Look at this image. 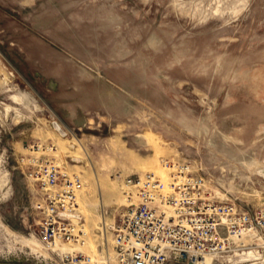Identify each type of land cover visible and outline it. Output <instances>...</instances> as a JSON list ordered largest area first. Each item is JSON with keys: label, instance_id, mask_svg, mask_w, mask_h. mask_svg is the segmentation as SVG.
Wrapping results in <instances>:
<instances>
[{"label": "rangeland", "instance_id": "obj_1", "mask_svg": "<svg viewBox=\"0 0 264 264\" xmlns=\"http://www.w3.org/2000/svg\"><path fill=\"white\" fill-rule=\"evenodd\" d=\"M31 156L80 176L84 243L41 239ZM165 161L264 206V0H0V264L106 259L125 178L169 182ZM241 242L166 264H264V233Z\"/></svg>", "mask_w": 264, "mask_h": 264}, {"label": "built area", "instance_id": "obj_2", "mask_svg": "<svg viewBox=\"0 0 264 264\" xmlns=\"http://www.w3.org/2000/svg\"><path fill=\"white\" fill-rule=\"evenodd\" d=\"M27 163L28 176L44 195L41 239L47 244L84 243L83 231L72 218L78 208L80 176L68 172L54 158L31 156ZM164 165L172 169L167 183L153 173L125 178L128 204L119 211L114 227L113 254L95 260L87 254L65 252L64 263H194L241 248L246 235L264 233V206L248 210L214 200L203 188V177L192 172L190 165L169 161Z\"/></svg>", "mask_w": 264, "mask_h": 264}, {"label": "bare ground", "instance_id": "obj_3", "mask_svg": "<svg viewBox=\"0 0 264 264\" xmlns=\"http://www.w3.org/2000/svg\"><path fill=\"white\" fill-rule=\"evenodd\" d=\"M161 179V178H160ZM162 180V179H161ZM163 181V180H162ZM163 182H165V181H163ZM165 183H167V182H165ZM249 236H251V235H246L244 238H248ZM68 252H72V251H68ZM208 258H210V256H205V257H202L199 261H202V260H205V259H208Z\"/></svg>", "mask_w": 264, "mask_h": 264}]
</instances>
